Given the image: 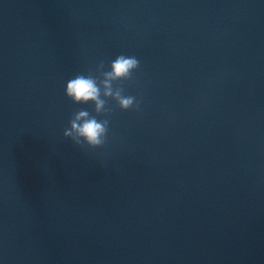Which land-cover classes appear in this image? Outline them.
Segmentation results:
<instances>
[{
	"label": "water",
	"instance_id": "1",
	"mask_svg": "<svg viewBox=\"0 0 264 264\" xmlns=\"http://www.w3.org/2000/svg\"><path fill=\"white\" fill-rule=\"evenodd\" d=\"M120 54L140 110L79 148ZM0 264H264V0H0Z\"/></svg>",
	"mask_w": 264,
	"mask_h": 264
},
{
	"label": "clouds",
	"instance_id": "2",
	"mask_svg": "<svg viewBox=\"0 0 264 264\" xmlns=\"http://www.w3.org/2000/svg\"><path fill=\"white\" fill-rule=\"evenodd\" d=\"M141 68L134 55L120 54L107 65L100 60L94 70L78 73L66 82L64 94L77 105L94 106L93 112L80 108L73 112L63 136L82 149H98L105 146L110 133L112 108L108 101H115L122 111H139L142 100L125 95L123 82L134 80V73ZM104 117V118H100Z\"/></svg>",
	"mask_w": 264,
	"mask_h": 264
}]
</instances>
